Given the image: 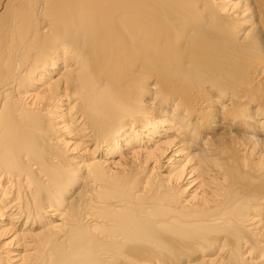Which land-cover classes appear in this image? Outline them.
<instances>
[{"label": "bare ground", "instance_id": "obj_1", "mask_svg": "<svg viewBox=\"0 0 264 264\" xmlns=\"http://www.w3.org/2000/svg\"><path fill=\"white\" fill-rule=\"evenodd\" d=\"M0 264H264V0H0Z\"/></svg>", "mask_w": 264, "mask_h": 264}]
</instances>
